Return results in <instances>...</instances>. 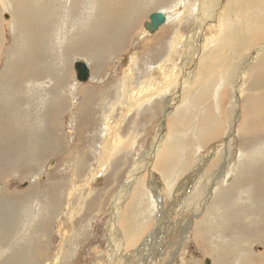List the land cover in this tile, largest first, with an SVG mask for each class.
I'll return each mask as SVG.
<instances>
[{
  "label": "rangeland",
  "instance_id": "374dc122",
  "mask_svg": "<svg viewBox=\"0 0 264 264\" xmlns=\"http://www.w3.org/2000/svg\"><path fill=\"white\" fill-rule=\"evenodd\" d=\"M203 1L177 0L168 10L145 9L123 50L107 60L95 56L98 67L82 55L70 59L60 109L58 103L50 104L42 114L31 103L21 129L8 131V119L0 124V196L32 202L30 214L34 209L43 218L42 233L24 223V231L40 236L34 256L46 249V259L37 264H239L230 253L235 245L222 244L226 232L218 239L212 234V218L224 212L233 214L236 236L256 231L250 233V260L240 263L264 264V61L257 60L264 57L258 53L264 47V4L235 0L236 8H228L238 21L233 31V23L221 12L227 3L216 13L201 14ZM155 11L165 12L168 19L149 33L144 23ZM11 22L13 15L5 10L0 76L13 47ZM76 61L89 66L87 82L77 79ZM54 70L36 83L50 87L58 81ZM84 88L97 97L92 110L79 109ZM23 104L21 99L19 107ZM53 113L59 114L57 125L54 120L51 125ZM206 125L213 126L202 136L198 129ZM41 134L47 149L40 148V162L14 160L11 165L6 149L22 153ZM178 135L189 138L191 149L170 144ZM51 143L58 145L50 148ZM139 192L143 198L138 202L144 205L131 222L138 232L132 237L124 216ZM147 197L154 199L153 207ZM9 222L0 223L10 225L12 233L16 228ZM198 229L211 242L206 235L197 238ZM5 254L1 252L0 260Z\"/></svg>",
  "mask_w": 264,
  "mask_h": 264
},
{
  "label": "bare ground",
  "instance_id": "6f19581e",
  "mask_svg": "<svg viewBox=\"0 0 264 264\" xmlns=\"http://www.w3.org/2000/svg\"><path fill=\"white\" fill-rule=\"evenodd\" d=\"M163 1L164 2L162 3L161 0H0V22H1V15L5 10H8L13 15V22H11L12 24L11 30H13L11 32L12 33L11 35H13V42H12L13 47H10L8 50L7 59H5L6 67L4 71L2 70L3 73L0 76L1 77L0 78V124L6 125V120L8 119L7 124L9 125L10 128V129L8 128V131L15 128L21 129L23 119L26 117L25 115L28 113L27 105L31 103H33V105L37 107V110L39 109V111L42 112V114L45 113L46 106L50 104L58 103V107L60 109L64 94L62 90L65 91L61 84L64 83V80H66L67 78L65 72H66V68L69 66L70 59H73L74 56L79 55L80 57V55H82L85 59H87L89 62H92L96 67H98L96 64L95 56L96 55L99 56V61L103 60L102 58H100L101 56H104L105 60H107L111 58L112 54H115L116 52L123 50L124 47L126 46V43L128 42V39L132 37L134 30L137 26V23L141 18L140 16L144 14L145 9L146 10L158 9L155 8L158 6L166 8V6H170L171 4L173 6L177 2V0H163ZM261 1L264 4V0ZM246 2L250 4L252 3V0H246ZM224 3L227 4L224 6ZM231 5L234 8H236L237 4L235 0H204L203 3L201 4L202 9L200 10V13L204 14L206 12H210V11L212 12L213 9H215V13H216L217 10L222 9L224 6V9L221 12L226 15V18L228 20H231V22L234 25L233 31H235L237 29L238 21L234 19L232 16H230L228 8ZM166 9L168 10L169 8L167 7ZM142 16L144 17V15ZM257 17L258 16L255 14L254 18ZM246 19L247 20L249 19L248 13H246ZM197 22L198 19H196L195 22V26H194L195 30L192 32L193 35L196 34L198 29ZM235 33L240 34V31L238 32L236 31ZM0 42H1V37H0ZM147 42L145 46H147ZM260 52L264 53V47L263 48L261 47L258 53L260 54ZM58 58H59V63L57 62ZM257 60H258V64H262L264 61V57H258ZM98 63L100 65L103 64L102 62H98ZM53 69H55L54 71L57 72L58 81H54L53 84H51V86L48 88L43 87L36 83L37 80L39 81V79L47 77L48 76L46 75L47 72L51 73ZM70 77L71 76H69L68 79ZM84 90L86 92L84 95V101L82 105H80L79 109L80 111H85L88 108H91L92 110L97 97L95 96L93 90L89 91V88H84ZM102 91L103 90L101 89L99 92L102 93ZM21 99L24 101V104L19 107V102ZM192 103H193V99L189 103V106ZM252 112L253 109L251 110V116H252ZM57 114L58 113L55 114L53 113V116L50 120V121L54 120L55 125H57L56 122L58 120ZM54 122L52 121L51 125H54ZM44 124L45 123H42V130L45 128ZM212 126L213 125H208V126L206 125L198 130L201 132L203 136L205 132H209L211 130ZM86 128L87 127L85 126L84 129ZM4 131L6 132V129H4ZM42 132L44 133V131ZM3 134L0 129V139L2 138ZM10 134L11 133H7L6 137H8V135ZM201 134L199 135V137H201ZM42 136L43 137L41 138L37 137V140H34L31 143V145L28 147L29 150L28 148L26 150V148L23 147L22 153H19L17 151L16 154H12L13 151L12 149L10 150L6 149L9 153L15 155L14 159L12 157H8L11 154L7 155V159L8 161H11V165H14L16 160H20V161L30 160L28 161L30 162L29 163L30 165L41 159L39 156V150H42L40 148L47 147V144L43 143V139L45 135L43 134ZM31 137L33 136L31 135ZM40 140L41 142H39ZM0 143H2V141H0ZM172 143L175 144L176 147H178V149L182 147L183 148V149L181 148L182 151H184L185 149H191L190 146H188L190 144H189V138L187 137L181 138V136L178 135L176 139H174V137L171 138L170 144ZM34 144H36L37 146L40 145V147L34 148L33 147ZM57 145H58L57 143H53V144L51 143L48 144V147L50 148L54 147L55 149L56 148L55 146ZM8 147L10 146L8 145L7 148ZM2 149H4V147L0 148V154L4 155ZM176 166H178V164ZM130 175L133 176L134 174H130ZM140 192L136 195L137 201L136 202L134 201V205L130 207L131 212H128V214L124 216L126 219L128 218V221L130 223L129 224L125 222L124 227L127 228V233L129 234V236L132 237L136 236V233L138 232H135L134 229L132 230L133 227L131 228V222L134 216L140 214V211L142 212V208L144 205V203L141 202L142 200L138 202V199L143 198V195H139ZM12 197H4V198H10L7 200L0 196V204H2V208L0 210L1 212L0 222L3 221L6 223L9 221H11V223L14 222L13 224L17 229V230L15 229L16 231L13 229L14 231L10 233L12 231V228H10L11 225L10 222H9L10 225L8 224L2 225L3 223L2 224L0 223V254L1 252L7 254V255L5 254L3 258H1L0 264H37L38 261L43 260L44 258L46 259L47 257L46 249L43 248V252H42L40 248L42 254L41 255L36 254L35 257L34 254L37 253L38 249H34L33 246H37L40 243L39 242L40 236L37 235V237L36 236L32 237L31 235H35L36 234L35 232L42 233V230H44L43 227L44 220L41 216H39L37 212H34V209L33 212L30 214L29 207H31L32 202L30 201L26 203L18 202V201L14 202ZM222 197L223 196L221 195V193H217V199H222ZM57 200L59 201V199ZM145 201L150 207H153L154 199L150 197V199L148 198ZM117 212H118V208L115 207V210L113 211L112 215L116 216ZM255 215H257V213ZM250 217L252 219V216ZM31 218H34L35 222H32ZM160 220H163V217L160 218ZM261 220L262 219H260V221ZM233 222L234 221H233L232 213L230 214V216H226V212L219 213L218 217L216 215L211 220V225H214V230H215V234L214 233L212 234L214 236V239L215 238L218 239V234L220 233L223 234L224 231L226 232L225 234H227L228 236L224 234H223L224 236L222 235L221 237L222 244L232 243L235 245V248L232 251H230V253L236 257L235 261L241 264L240 262L242 261L245 263L246 260L247 261L250 260L249 253L247 251L248 244L253 239L250 233L256 231L250 229L246 233V235L236 236L234 234V230L232 227ZM24 223H28L32 225V227L34 226L38 231L34 232L33 230L26 228H25L26 231H24ZM30 230L32 231L31 234L29 233ZM219 230H222V232L220 231L218 233ZM8 232L12 235L9 238L7 237V235H10ZM204 235L206 234L200 232L199 229L196 232L197 238L208 237V235H206V237ZM211 240L212 239H210V237L207 238V241L205 239L206 242H211ZM213 242H215V240ZM209 244L210 243H208V245ZM246 264H248V262Z\"/></svg>",
  "mask_w": 264,
  "mask_h": 264
},
{
  "label": "water",
  "instance_id": "95a60500",
  "mask_svg": "<svg viewBox=\"0 0 264 264\" xmlns=\"http://www.w3.org/2000/svg\"><path fill=\"white\" fill-rule=\"evenodd\" d=\"M8 18V17H7ZM167 16L164 12L155 11L149 14V20L144 23V28L149 33L156 32L163 24H165ZM75 69L77 73V79L82 82H86L90 78V68L83 61L75 62Z\"/></svg>",
  "mask_w": 264,
  "mask_h": 264
}]
</instances>
